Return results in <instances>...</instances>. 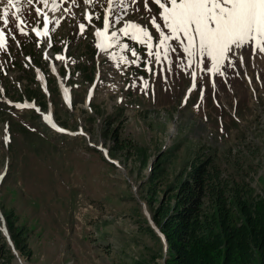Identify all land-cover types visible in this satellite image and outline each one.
I'll return each instance as SVG.
<instances>
[{
  "label": "rangeland",
  "instance_id": "obj_1",
  "mask_svg": "<svg viewBox=\"0 0 264 264\" xmlns=\"http://www.w3.org/2000/svg\"><path fill=\"white\" fill-rule=\"evenodd\" d=\"M55 2V12L52 0L47 7L27 2L18 13L26 34L17 28L15 9H9L7 26L0 20L7 38L0 50V233L11 264H165L166 243L152 220L156 203L145 186L149 165L177 144L171 168L198 144L218 154L230 148L241 164L257 170L251 185L259 193L264 61L257 58L264 54L254 56L251 48L229 53L232 66L225 61L216 73L207 56L190 64L176 40L168 42L175 51L164 58L153 17L167 29L154 0L147 7L145 0H125L123 7L108 0ZM37 8L49 15L46 26ZM106 16L109 46L103 47L96 32ZM128 23L152 34V55L146 44L124 35ZM45 27L47 36L33 31ZM113 132L131 140L128 151H113ZM139 147L148 155L146 167ZM9 212L26 229L30 257L9 245Z\"/></svg>",
  "mask_w": 264,
  "mask_h": 264
},
{
  "label": "trees",
  "instance_id": "obj_2",
  "mask_svg": "<svg viewBox=\"0 0 264 264\" xmlns=\"http://www.w3.org/2000/svg\"><path fill=\"white\" fill-rule=\"evenodd\" d=\"M112 137L113 151L130 149V139ZM173 146L152 160L145 182L156 203L152 220L167 247L165 264H264V185L259 193L251 185L257 170L241 164L230 148L218 154L199 144L171 168L179 144ZM136 151L146 167V150ZM4 218L15 249L30 257L26 229L16 226L12 212ZM11 257L0 233V264H11Z\"/></svg>",
  "mask_w": 264,
  "mask_h": 264
},
{
  "label": "snow or ice",
  "instance_id": "obj_3",
  "mask_svg": "<svg viewBox=\"0 0 264 264\" xmlns=\"http://www.w3.org/2000/svg\"><path fill=\"white\" fill-rule=\"evenodd\" d=\"M29 4L32 0H27ZM47 7L49 0H40ZM86 4H90L93 0H84ZM20 0H0V4H5L0 20L5 26L9 23V9H15L12 15L18 21L17 28L21 34H26L24 29L20 27L23 21L20 20L18 13L21 9L18 7ZM75 3V0H73ZM161 10L159 17L163 21L164 29H167V34L161 29V25L157 23L153 17L151 23L159 33L158 48H163L164 58H168L169 50L175 51L168 43L171 40L179 41L183 47V52L189 57V63L198 56H207L211 59L212 68L210 71L220 73L221 65L228 61L229 66H232V61L229 53L236 54L237 50H246L251 48L253 55L264 54V0H154ZM109 6L118 4L125 6V0H108ZM55 0H52L51 10H57ZM147 7V0H145ZM150 10V9H149ZM37 15H44L45 26L50 23L46 13H42L41 9H36ZM86 18L91 22L90 15ZM59 23V20L56 21ZM84 25L81 24V31L84 30ZM109 27L107 16L104 18V31H97L98 37H105V32ZM37 35H48L47 27L41 32L33 29ZM121 31L124 35L131 34L133 40L141 44H146L149 49V55H152L151 49L152 34L146 28L141 27L136 23H128ZM115 32L112 33L114 37ZM108 39V37H105ZM15 39V37H13ZM101 45H98L100 47ZM7 38L4 30L0 29V50H6ZM133 56L136 52L133 51ZM156 60L161 58L160 52L155 53ZM63 59V57H57ZM124 59V58H122ZM241 64L244 62V57H240ZM135 63V61H133ZM55 69H53L54 71ZM151 71V69H149ZM195 79V74H193ZM196 87L195 83L192 85ZM145 87L147 82L145 81ZM67 93V89H65ZM67 98V97H66ZM16 107H33V105H16ZM45 120L57 131L63 132L64 129L57 127L52 122L51 116H46ZM7 143V138L6 141Z\"/></svg>",
  "mask_w": 264,
  "mask_h": 264
},
{
  "label": "bare ground",
  "instance_id": "obj_4",
  "mask_svg": "<svg viewBox=\"0 0 264 264\" xmlns=\"http://www.w3.org/2000/svg\"><path fill=\"white\" fill-rule=\"evenodd\" d=\"M102 46H106V41L102 42ZM255 58V57H254ZM261 59V60H259ZM257 60L261 63V65L263 64V61H264V57L263 56H260L259 58H257ZM210 73V72H209ZM207 74V73H206ZM245 86V85H244ZM260 91V90H259ZM19 264H25L23 262H20Z\"/></svg>",
  "mask_w": 264,
  "mask_h": 264
},
{
  "label": "water",
  "instance_id": "obj_5",
  "mask_svg": "<svg viewBox=\"0 0 264 264\" xmlns=\"http://www.w3.org/2000/svg\"><path fill=\"white\" fill-rule=\"evenodd\" d=\"M4 234V233H3ZM5 235V237L7 238V239H9V235L8 234H4ZM9 245L11 246V248H13L14 247V244H13V242L12 241H10L9 240ZM13 252L15 253L16 251L13 249Z\"/></svg>",
  "mask_w": 264,
  "mask_h": 264
}]
</instances>
